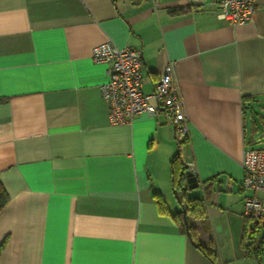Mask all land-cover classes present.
Returning a JSON list of instances; mask_svg holds the SVG:
<instances>
[{
  "label": "crops",
  "instance_id": "crops-1",
  "mask_svg": "<svg viewBox=\"0 0 264 264\" xmlns=\"http://www.w3.org/2000/svg\"><path fill=\"white\" fill-rule=\"evenodd\" d=\"M219 1L0 0V264H259L243 198L264 193L246 194L241 162L264 125L247 114L264 103V0L237 25ZM105 41L141 49L145 93L172 66L182 142L165 111L110 123L92 59ZM177 155L196 166L200 215L182 213Z\"/></svg>",
  "mask_w": 264,
  "mask_h": 264
},
{
  "label": "built area",
  "instance_id": "built-area-1",
  "mask_svg": "<svg viewBox=\"0 0 264 264\" xmlns=\"http://www.w3.org/2000/svg\"><path fill=\"white\" fill-rule=\"evenodd\" d=\"M256 8V0H220L214 13L218 20L237 25L249 21ZM92 59L107 64L108 80L101 85L100 92L108 104L111 124L130 122L142 112L157 115L165 111L172 120L177 141L185 139L187 122L184 106L173 79L171 65L165 67L154 90L145 93L141 81V49L117 47L111 41H105L92 48ZM151 100L155 101V105L151 104ZM185 166L187 171L196 175V166L192 161L186 162ZM241 167L242 188L264 193V148H245ZM243 216L264 219V198L245 195Z\"/></svg>",
  "mask_w": 264,
  "mask_h": 264
},
{
  "label": "trees",
  "instance_id": "trees-1",
  "mask_svg": "<svg viewBox=\"0 0 264 264\" xmlns=\"http://www.w3.org/2000/svg\"><path fill=\"white\" fill-rule=\"evenodd\" d=\"M177 155L172 160V170H173V180L175 189L178 187L181 194V198L179 199V203L182 206V213L185 211H191L195 215H200L203 212V202L204 198L202 197H188L186 192L188 189L183 186V173L187 171L186 166ZM177 169L179 171L177 172ZM8 201V194L0 182V211L6 205ZM163 208H165L164 204H161ZM246 218V217H245ZM255 227L251 229V232L248 231L246 225L243 231V238L245 239V243L243 244V253L247 257L255 258L259 264H264V219H254ZM185 228L189 237L194 242V244L201 250V252L207 256L213 263L216 262V254L215 251L211 247H205L199 244L195 239V230L187 223L185 224ZM257 229H261L262 233L260 235L255 236L253 232Z\"/></svg>",
  "mask_w": 264,
  "mask_h": 264
},
{
  "label": "rangeland",
  "instance_id": "rangeland-1",
  "mask_svg": "<svg viewBox=\"0 0 264 264\" xmlns=\"http://www.w3.org/2000/svg\"><path fill=\"white\" fill-rule=\"evenodd\" d=\"M253 113L254 116L258 119L260 117V114H264V103H260V104H255L252 107H250L249 109H247V114L249 115V113ZM262 125V124H261ZM262 127H264V125L260 126V133L257 132L256 133V140L254 141L255 143H253L251 146H253V148H264V132H262ZM249 193L248 190H246V194ZM244 220H246V228L248 229V231L251 232V229H253L255 227L254 224V219L252 218H244ZM244 224V222H243ZM255 234V236L260 235L262 233L261 229H257L255 232H253Z\"/></svg>",
  "mask_w": 264,
  "mask_h": 264
},
{
  "label": "water",
  "instance_id": "water-1",
  "mask_svg": "<svg viewBox=\"0 0 264 264\" xmlns=\"http://www.w3.org/2000/svg\"><path fill=\"white\" fill-rule=\"evenodd\" d=\"M182 182H183V184H185L187 189H196L200 186L197 175H195L189 171H185L183 173Z\"/></svg>",
  "mask_w": 264,
  "mask_h": 264
}]
</instances>
